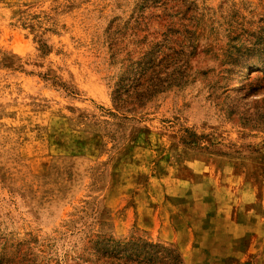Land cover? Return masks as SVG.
<instances>
[{"label":"rangeland","instance_id":"374dc122","mask_svg":"<svg viewBox=\"0 0 264 264\" xmlns=\"http://www.w3.org/2000/svg\"><path fill=\"white\" fill-rule=\"evenodd\" d=\"M162 39L176 82L116 109ZM262 98L264 0H0V264H107L96 235L264 264Z\"/></svg>","mask_w":264,"mask_h":264},{"label":"trees","instance_id":"16d2710c","mask_svg":"<svg viewBox=\"0 0 264 264\" xmlns=\"http://www.w3.org/2000/svg\"><path fill=\"white\" fill-rule=\"evenodd\" d=\"M143 21L144 16L139 15L134 24L139 26ZM163 40L143 50L136 57L132 52V62L126 77L120 78L112 91V101L116 109H121L126 104H132V109L140 107L156 93L176 82L170 77H161V66L173 60L168 55L159 58ZM125 80H129L130 83L124 85ZM260 101L264 102V98ZM88 242L89 248L94 250L96 259L104 258L107 264H183L181 256L174 249L141 238L125 241L96 235L95 239Z\"/></svg>","mask_w":264,"mask_h":264}]
</instances>
